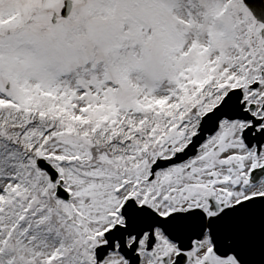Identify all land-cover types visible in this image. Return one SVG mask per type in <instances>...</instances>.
<instances>
[{
	"label": "snow or ice",
	"instance_id": "1",
	"mask_svg": "<svg viewBox=\"0 0 264 264\" xmlns=\"http://www.w3.org/2000/svg\"><path fill=\"white\" fill-rule=\"evenodd\" d=\"M0 264H264V0H0Z\"/></svg>",
	"mask_w": 264,
	"mask_h": 264
}]
</instances>
